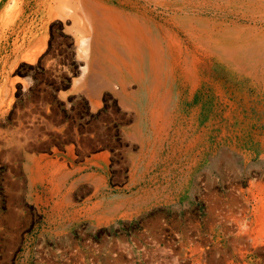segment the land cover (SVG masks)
<instances>
[{
  "label": "rangeland",
  "instance_id": "374dc122",
  "mask_svg": "<svg viewBox=\"0 0 264 264\" xmlns=\"http://www.w3.org/2000/svg\"><path fill=\"white\" fill-rule=\"evenodd\" d=\"M56 1L0 0V264H264V0H96L214 38L198 95L161 85L152 125L144 81L85 80L88 18ZM221 45L257 49L251 78Z\"/></svg>",
  "mask_w": 264,
  "mask_h": 264
},
{
  "label": "bare ground",
  "instance_id": "6f19581e",
  "mask_svg": "<svg viewBox=\"0 0 264 264\" xmlns=\"http://www.w3.org/2000/svg\"><path fill=\"white\" fill-rule=\"evenodd\" d=\"M74 1L78 3L79 8L76 9L75 7L76 10L74 11L70 8L67 13L76 14L81 11L86 15L89 23L86 34L85 36L83 34L84 38L82 37L81 41L84 46L85 66L82 74H86L85 80H92L90 73L93 69L102 70L105 76L103 80L106 79L103 83L101 82L102 86L111 89V83L116 81L122 93H126V87L131 81H144L150 125L155 121L154 94L161 85L169 84V86L179 87L180 93L183 91L187 96L198 95L199 90H201V77L198 76L195 63L203 54L208 55L205 51H209L207 44L214 41L212 36L211 42H208L209 35L188 33L187 30L180 31L179 34L176 29L168 31V29L162 28L158 29L156 35H153L142 18L126 10L101 6L96 0H57L58 5H56L62 7ZM188 34L189 37H187ZM111 40L116 41L117 44L121 43L124 55L122 54L120 57L111 51ZM199 43L200 45H198ZM204 45L206 47H203ZM105 47L110 54H115V59L119 60L121 65L113 68L112 64L111 67L101 69L99 59L96 56L97 54L101 55L100 52ZM254 50L257 49L252 47L237 51L233 45H221L216 48V52H213V56L226 73L251 78V72L242 64V59L249 55L254 56L256 54L255 56H258L259 54ZM143 62L145 63L143 64ZM138 69H140L139 72ZM88 86L90 91L94 93L97 85L91 86L90 82ZM159 104L163 105V109L168 107L166 98H163ZM156 113L160 114V111L157 109Z\"/></svg>",
  "mask_w": 264,
  "mask_h": 264
}]
</instances>
